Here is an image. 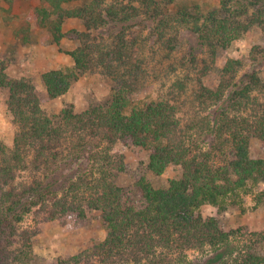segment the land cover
Instances as JSON below:
<instances>
[{"label": "trees", "instance_id": "1", "mask_svg": "<svg viewBox=\"0 0 264 264\" xmlns=\"http://www.w3.org/2000/svg\"><path fill=\"white\" fill-rule=\"evenodd\" d=\"M73 1L42 0L51 10L38 9L53 22L58 44L66 17L80 16L91 29L110 20L125 24L132 16L123 8L104 7V0H88L71 9L64 6ZM184 14L181 18L210 47L212 56L219 45L229 46L251 26L264 29V0H221L218 8L192 20ZM90 36L83 33L80 45L69 51L73 66L42 74L48 95L57 98L68 92L81 72L97 64L109 67L117 81L111 98L83 112L76 113L70 106L49 116L32 80L9 77L0 61V88L8 90L7 106L17 126L13 147L0 146V264H35V231L23 226L27 215L45 213L46 218L62 222L74 218L77 226H84L94 210L106 230L105 238L73 256L42 264H264V255L249 246L236 251L240 228L224 230L215 217L200 212L207 204L225 209L249 181L264 180V158L252 157L250 151L253 133L264 138V79L256 69L250 70L229 101L224 100L222 86H203L202 94L213 99L217 109L215 115L199 119L194 138L189 133L193 126H182L179 107L169 100L133 104L129 73L112 70L113 62L124 58L123 35L120 43L110 44ZM108 58L113 62L107 63ZM129 58L127 64H134ZM233 64L226 68L233 70ZM204 134L211 139L208 148L196 145ZM93 140L104 145L93 148ZM118 140L149 150L148 168L153 173L161 175L176 165L181 176L158 188L141 177L137 184L142 204L126 202L124 189L108 178V164L103 162L112 157ZM29 158L42 176L18 183V172ZM64 171L66 179L61 176ZM258 235L264 239V233ZM207 248L211 254L205 261L189 260L187 250Z\"/></svg>", "mask_w": 264, "mask_h": 264}, {"label": "rangeland", "instance_id": "2", "mask_svg": "<svg viewBox=\"0 0 264 264\" xmlns=\"http://www.w3.org/2000/svg\"><path fill=\"white\" fill-rule=\"evenodd\" d=\"M88 0H75L64 6L68 9L80 7ZM221 0H104V7L132 13L123 23L111 20L100 28L88 29L80 16L66 17L63 23L64 36L60 43L54 41L53 22L38 13L45 7L42 0H0V61L6 64V73L11 78L26 77L32 80L38 92L41 107L49 116L58 115L62 109L72 106L76 113L83 112L93 104L107 103L111 98L117 81L111 70L103 64H97L81 72L65 94L50 98L42 74L50 69L65 68L74 65L69 51L80 45L83 33L90 39L110 44L120 43L123 35L127 44L121 61L113 62L112 70L123 75L129 73L132 87L133 104L166 99L179 107L178 117L189 133H197L198 121L208 114H216L213 99L203 95V86L216 89L223 87L224 100L229 101L233 89L238 88L246 73L256 69L264 79V29L251 26L240 38L227 47L219 45L212 56L210 47L198 39L185 18L206 14L220 6ZM184 14V15H185ZM54 17V15H52ZM51 17V18H52ZM54 19V18H52ZM133 58L132 65L130 58ZM255 57L258 60H254ZM126 62V63H123ZM235 61L233 70L226 68ZM259 62V63H257ZM127 66V68H126ZM254 95L263 97L258 92ZM8 90L0 88V146L6 150L13 147L17 126L7 106ZM230 105V104H229ZM196 145L208 148L211 139L203 135ZM100 140H93V148L103 146ZM251 156L264 158V138L252 134ZM109 157L103 162L108 164L107 174L112 181L124 189L128 203L141 205L143 197L137 181L146 177L155 187H167L170 179L182 174L180 166L172 165L161 175L148 168L149 150L135 146L130 140H118L112 147ZM105 155V153H104ZM33 157V153H30ZM1 159V153H0ZM29 158L20 168L17 182L31 181L42 176ZM83 161V160H82ZM121 165L124 166L120 170ZM89 166V164H88ZM66 170V169H65ZM64 171L61 176L64 175ZM200 212L204 216L215 217L224 230L238 229L235 239L236 251L241 252L247 246L264 255V180L249 181L239 191L237 198L228 202V206L219 208L211 204L204 205ZM89 222L77 226L74 218L64 222L46 218L45 213L29 214L23 221L24 227L35 231L32 237L35 264L55 261L58 258L73 256L90 247L94 241L102 240L106 230L95 210L88 213ZM239 237V239H238ZM238 252V253H239ZM189 260L205 261L211 251L189 249Z\"/></svg>", "mask_w": 264, "mask_h": 264}]
</instances>
